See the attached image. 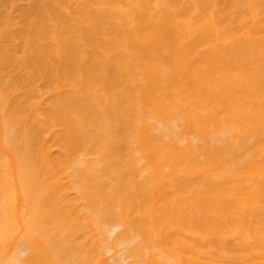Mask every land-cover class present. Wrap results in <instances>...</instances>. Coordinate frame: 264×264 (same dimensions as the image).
<instances>
[{"label":"bare ground","instance_id":"1","mask_svg":"<svg viewBox=\"0 0 264 264\" xmlns=\"http://www.w3.org/2000/svg\"><path fill=\"white\" fill-rule=\"evenodd\" d=\"M0 264H264V0H0Z\"/></svg>","mask_w":264,"mask_h":264}]
</instances>
